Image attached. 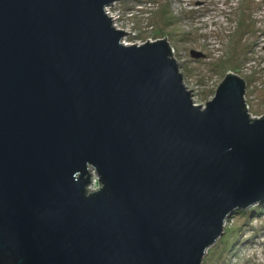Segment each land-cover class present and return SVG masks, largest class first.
I'll return each mask as SVG.
<instances>
[{
  "label": "water",
  "instance_id": "95a60500",
  "mask_svg": "<svg viewBox=\"0 0 264 264\" xmlns=\"http://www.w3.org/2000/svg\"><path fill=\"white\" fill-rule=\"evenodd\" d=\"M112 2L0 0V264H202L264 201L244 79L196 104L166 35L124 44Z\"/></svg>",
  "mask_w": 264,
  "mask_h": 264
},
{
  "label": "rangeland",
  "instance_id": "374dc122",
  "mask_svg": "<svg viewBox=\"0 0 264 264\" xmlns=\"http://www.w3.org/2000/svg\"><path fill=\"white\" fill-rule=\"evenodd\" d=\"M106 7L116 29L132 32L124 44L166 35L196 104L213 99L231 72L246 83L249 116L264 114V0H113ZM202 264H264V201L230 214Z\"/></svg>",
  "mask_w": 264,
  "mask_h": 264
},
{
  "label": "built area",
  "instance_id": "2783aa9c",
  "mask_svg": "<svg viewBox=\"0 0 264 264\" xmlns=\"http://www.w3.org/2000/svg\"><path fill=\"white\" fill-rule=\"evenodd\" d=\"M105 11H106V13L108 14V16H111V19L113 20L112 22H113V24H114V22H115V18L112 17V14H111L110 11L107 9V7H105ZM138 44H141V43H138Z\"/></svg>",
  "mask_w": 264,
  "mask_h": 264
},
{
  "label": "bare ground",
  "instance_id": "6f19581e",
  "mask_svg": "<svg viewBox=\"0 0 264 264\" xmlns=\"http://www.w3.org/2000/svg\"><path fill=\"white\" fill-rule=\"evenodd\" d=\"M110 4H112V3H110ZM111 14H112V13H111ZM112 15H113V14H112ZM112 21H113V20H112ZM187 90H190V89H188V87H187ZM205 105H206V104H205ZM205 105H201V106H203V107H204Z\"/></svg>",
  "mask_w": 264,
  "mask_h": 264
}]
</instances>
